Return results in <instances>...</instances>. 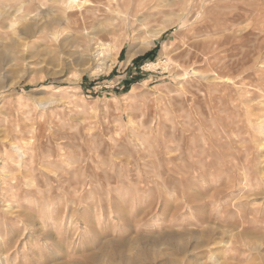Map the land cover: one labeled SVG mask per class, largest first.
Listing matches in <instances>:
<instances>
[{"label":"rangeland","instance_id":"obj_1","mask_svg":"<svg viewBox=\"0 0 264 264\" xmlns=\"http://www.w3.org/2000/svg\"><path fill=\"white\" fill-rule=\"evenodd\" d=\"M116 1L85 69L73 25L19 33L55 3L0 0V264H264V0Z\"/></svg>","mask_w":264,"mask_h":264},{"label":"bare ground","instance_id":"obj_2","mask_svg":"<svg viewBox=\"0 0 264 264\" xmlns=\"http://www.w3.org/2000/svg\"><path fill=\"white\" fill-rule=\"evenodd\" d=\"M49 1H52L53 3L56 4V8H54L52 11V15H50L48 18L43 19L44 16H35V13H33V15H30V19L28 18L29 22L28 24H23V27L20 28L19 33L21 36H29L31 37L32 35H37V34H41V35H53L55 40H58V31L59 30H52L55 27H58V25L60 24H66V25H73L74 30L76 32H79V36L80 38H82V41H87L86 43L89 44V48L87 47V49H81L79 51H77V49L75 50V52L78 53L79 57H80V61L82 62V65L85 66V69H89V67L91 68L92 66H90L92 63H94L95 61H98L99 59H101V66L106 67L109 60L104 58V52L106 49V37L105 35L108 34L109 32L106 31H102L99 30L98 26H95L93 23V21L95 19H97L98 15L100 16L99 13H104V11L106 10L105 5H107V3H109L110 0H37L38 3H40V5L45 6ZM104 1V2H103ZM113 1V0H112ZM30 2V1H29ZM34 2V1H33ZM36 2V1H35ZM28 3V2H27ZM133 3L134 0H123L121 1H116V6H122L123 8H125L126 13H129L133 10ZM24 5H27L25 2H23ZM31 4V3H30ZM24 7V6H23ZM30 7V6H29ZM40 7V6H39ZM22 8V6H20L19 9L20 10ZM22 10V9H21ZM34 11V10H32ZM30 11V12H32ZM19 12V11H18ZM36 14L37 11H36ZM39 15V14H38ZM41 15V14H40ZM44 15V14H42ZM27 19V18H26ZM105 25V24H104ZM11 26V25H10ZM101 26V25H100ZM106 26V25H105ZM105 26L103 27V29H106ZM64 27V26H63ZM68 28V26H67ZM102 28V27H101ZM51 29V31H50ZM56 29V28H55ZM65 29V28H64ZM69 29V28H68ZM72 29V28H70ZM65 31V30H64ZM67 31V30H66ZM65 31V32H66ZM68 32V31H67ZM69 33V32H68ZM62 34V33H61ZM73 34V33H72ZM67 35H70L67 34ZM70 38V37H69ZM72 38V36H71ZM76 38L75 36L73 37V39ZM78 39V38H77ZM76 40V39H75ZM80 41V40H78ZM76 43V42H75ZM78 43V42H77ZM76 43V44H77ZM85 44V43H84ZM121 45V44H120ZM84 46V45H83ZM86 46V44H85ZM81 47V46H80ZM259 47L261 49L262 45L259 44ZM264 48V47H263ZM80 49V48H79ZM263 51V50H262ZM261 51V52H262ZM75 53V54H77ZM263 53V52H262ZM260 54V53H259ZM77 55V56H78ZM264 55V54H263ZM257 57V56H256ZM255 57V58H256ZM254 58V59H255ZM258 58V57H257ZM263 59V57H261ZM260 59V57H259ZM1 60V59H0ZM257 60V59H256ZM260 61V60H259ZM256 63V62H254ZM262 64L264 63L261 62ZM252 64V63H250ZM88 65V66H87ZM249 65V64H248ZM257 65V64H254ZM259 65V64H258ZM250 66V65H249ZM261 66V65H260ZM245 67L248 68V66L246 65ZM244 67V69H245ZM254 67V66H253ZM241 68V67H240ZM243 68V67H242ZM241 68V69H242ZM241 69H239L241 72ZM243 70V69H242ZM246 70V69H245ZM249 70V69H248ZM247 72V71H246ZM250 72V70H249ZM241 75V74H239ZM202 76V75H201ZM205 78V76H203ZM258 91V90H257ZM257 93V92H256ZM259 95H263L259 92ZM257 97V96H256ZM260 97V96H259ZM258 97V98H259ZM264 100V98H263ZM259 101V100H258ZM262 103V102H260ZM259 105V103H258ZM263 108L262 110L259 108V110H261L262 112V116L259 117V121L256 122V126L257 129L260 130L263 134L261 137H258L256 140V142H260V144L262 146H264V102L262 103ZM258 109V108H257ZM257 110V111H259ZM183 138V137H182ZM11 146V145H10ZM12 148V147H11ZM15 149V151L17 152L16 157L17 162L20 165V169L21 172L25 175H30L33 173H37L38 170H43L42 168H39V164H41V162L39 163L38 161V155L36 157H34L31 153H22V151L17 148L16 146L13 147ZM254 148V147H253ZM39 150V149H38ZM254 150V149H253ZM255 153V152H254ZM253 154V153H252ZM43 163V162H42ZM38 164V165H37ZM38 166V167H37ZM19 167V166H18ZM74 169V168H73ZM255 169V168H253ZM68 170L69 173L66 171ZM64 171V174L61 178L58 179L59 184L64 183L66 180L69 179V175L71 177H73V174L75 173V171H72V168H67ZM37 171V172H36ZM83 171V170H82ZM256 171V170H255ZM20 173V174H22ZM40 173V172H39ZM257 173V172H256ZM256 175V174H255ZM22 176V175H21ZM32 176V175H31ZM18 178V177H17ZM23 180V179H22ZM21 180V181H22ZM33 180V179H31ZM37 181V180H36ZM263 181V180H262ZM232 183H234V181H231ZM37 183V182H36ZM232 183H229L230 186L232 187ZM29 184V183H28ZM27 185V184H26ZM183 187H185L184 185H182ZM230 186H228V188H230ZM44 190V189H43ZM42 191V190H41ZM46 191V190H45ZM69 191V190H68ZM46 193V192H45ZM44 193V194H45ZM43 194V195H44ZM47 195V194H46ZM53 195V194H52ZM45 196V195H44ZM49 196V195H48ZM47 196V197H48ZM55 196V195H54ZM52 197V196H51ZM226 199L227 197H229V195H225ZM223 199L222 200H226ZM190 200V199H189ZM54 201V200H53ZM52 201V203H53ZM88 201V200H87ZM50 202V201H49ZM59 202V201H58ZM51 203V204H52ZM42 204V203H41ZM45 205V204H42ZM231 205V204H230ZM47 206V203H46ZM49 207V206H48ZM225 207V206H224ZM223 207V208H224ZM3 208V207H2ZM40 208V206L38 207V209ZM44 208V207H43ZM42 208V209H43ZM50 208V207H49ZM220 209V208H219ZM218 209V210H219ZM40 210V209H39ZM38 210V211H39ZM217 211V210H216ZM225 211V213H224ZM230 209L227 211V208L222 209L221 211H218V213L221 212L222 219H225L224 215H229L230 213ZM52 213V212H51ZM57 216V214H56ZM57 219V218H56ZM51 220V219H50ZM61 222V221H60ZM43 227V226H42ZM41 227V228H42ZM45 228V227H43ZM44 230V229H41ZM45 231V230H44ZM39 235V234H38ZM47 235V234H46ZM72 241V240H71ZM70 244V243H69ZM214 245L213 243H211V246ZM226 245V244H225ZM228 245V244H227ZM214 247V246H213ZM217 247V246H216ZM128 264H133L132 262H128ZM211 264H218V263H212Z\"/></svg>","mask_w":264,"mask_h":264},{"label":"trees","instance_id":"obj_3","mask_svg":"<svg viewBox=\"0 0 264 264\" xmlns=\"http://www.w3.org/2000/svg\"><path fill=\"white\" fill-rule=\"evenodd\" d=\"M143 58H145V59L148 58V55H146L145 57H142L141 59H143Z\"/></svg>","mask_w":264,"mask_h":264}]
</instances>
